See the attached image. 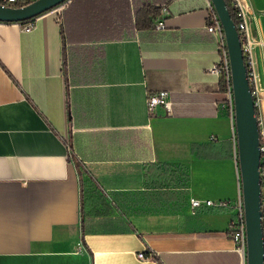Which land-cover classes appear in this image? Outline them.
<instances>
[{
    "label": "crops",
    "instance_id": "obj_1",
    "mask_svg": "<svg viewBox=\"0 0 264 264\" xmlns=\"http://www.w3.org/2000/svg\"><path fill=\"white\" fill-rule=\"evenodd\" d=\"M72 1L63 24L48 12L30 33L0 26V264H241L228 237L237 146L209 74L208 0ZM238 1L264 41V0ZM144 5L160 11L138 31ZM254 61L264 89V46ZM158 91L170 113L148 115Z\"/></svg>",
    "mask_w": 264,
    "mask_h": 264
},
{
    "label": "water",
    "instance_id": "obj_2",
    "mask_svg": "<svg viewBox=\"0 0 264 264\" xmlns=\"http://www.w3.org/2000/svg\"><path fill=\"white\" fill-rule=\"evenodd\" d=\"M69 0H35L23 7L0 5V23L23 24L52 11ZM222 25L231 67L235 107L234 130L245 213L246 264H264L262 190L260 182V130L247 80L239 33L224 0H209Z\"/></svg>",
    "mask_w": 264,
    "mask_h": 264
},
{
    "label": "built area",
    "instance_id": "obj_3",
    "mask_svg": "<svg viewBox=\"0 0 264 264\" xmlns=\"http://www.w3.org/2000/svg\"><path fill=\"white\" fill-rule=\"evenodd\" d=\"M35 0H1L0 5L3 7H23ZM72 0L67 1L61 6L50 11L54 15L56 21L61 23V13L66 8V6ZM232 7L235 9L237 14V31L239 33V38L241 42L242 53L246 65L247 71V80L251 90V95L253 97L254 106L257 112V122L260 130V138L264 137L262 132V121L260 109L264 104V89L260 87L258 76L255 70V61H254V48L256 46L263 47L264 41L261 38L259 26L257 23V18L254 14L245 13L238 0H229ZM207 22L205 29L208 34H210L216 45L217 50V60L213 66L209 69V74L214 76L218 83L222 84L223 87V100L219 103L220 109L224 112L226 117L230 120L233 130H234V117H235V107L233 100V87H232V76H231V67L229 62L228 51L226 47V42L224 38L222 25L217 17V14L211 5L210 1L207 2ZM34 20L26 22L22 31L25 33H30L34 29ZM5 25V23H0V26ZM252 27V28H250ZM154 28L158 31H161L165 28L164 22L158 19ZM251 30L253 34H251ZM171 102L169 100V94L166 91L158 92H149L146 95V111L148 115H153L158 108H162L167 114L170 113ZM235 133V130H234ZM260 151L262 153L261 164L262 169L260 171V182L262 190V208L264 209V142L260 141ZM221 205L227 206L228 204L221 203ZM200 206H212V202H200L195 199L190 200L191 208H198ZM235 210V217L229 225L228 228V237L234 244V251L238 254L241 264H246L247 256V237H246V223H245V213L242 202L241 194L235 200L233 204ZM263 224V234H264V213L262 216ZM139 260L151 259L149 254L147 257L139 253L137 255Z\"/></svg>",
    "mask_w": 264,
    "mask_h": 264
},
{
    "label": "trees",
    "instance_id": "obj_4",
    "mask_svg": "<svg viewBox=\"0 0 264 264\" xmlns=\"http://www.w3.org/2000/svg\"><path fill=\"white\" fill-rule=\"evenodd\" d=\"M224 1L226 3L227 9L229 11L230 17L236 26L237 25L236 11L232 7L229 0H224ZM0 3H1V0H0ZM71 3H73V1H71ZM71 3H69L61 13L62 24H63L64 13ZM159 11H160V7H156V6H152V5H144V6H141L138 8L134 7V9H133V13H134L133 27H134V29H136L138 31L151 29L153 26L154 19L159 15ZM23 24H25V23H23ZM62 24H61V34L63 35L64 29H63ZM219 85H220V91L223 92L222 84L219 83ZM256 116H257V112H256ZM261 169H262V164L260 163V171H261ZM262 198L263 197H261V199ZM262 212L264 213L263 208H262ZM81 230L83 232V225L81 226Z\"/></svg>",
    "mask_w": 264,
    "mask_h": 264
},
{
    "label": "rangeland",
    "instance_id": "obj_5",
    "mask_svg": "<svg viewBox=\"0 0 264 264\" xmlns=\"http://www.w3.org/2000/svg\"><path fill=\"white\" fill-rule=\"evenodd\" d=\"M69 101H70V99L68 100V103H69ZM263 106H264V104H263ZM262 106V107H263ZM65 140H66V143H67V145H68V147L70 148V150H72V147H73V141H72V139H70L68 136H65ZM71 155L73 156V158H74V155L72 154V151H71ZM75 159V158H74ZM77 162H78V160H77ZM80 165V164H79Z\"/></svg>",
    "mask_w": 264,
    "mask_h": 264
}]
</instances>
